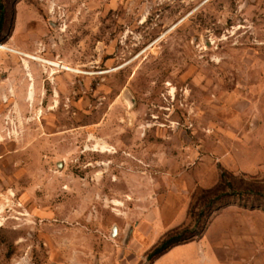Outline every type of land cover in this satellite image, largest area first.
Returning a JSON list of instances; mask_svg holds the SVG:
<instances>
[{"label": "rangeland", "instance_id": "rangeland-1", "mask_svg": "<svg viewBox=\"0 0 264 264\" xmlns=\"http://www.w3.org/2000/svg\"><path fill=\"white\" fill-rule=\"evenodd\" d=\"M2 10L0 264H264V0Z\"/></svg>", "mask_w": 264, "mask_h": 264}, {"label": "trees", "instance_id": "trees-1", "mask_svg": "<svg viewBox=\"0 0 264 264\" xmlns=\"http://www.w3.org/2000/svg\"><path fill=\"white\" fill-rule=\"evenodd\" d=\"M7 17L5 10H2L0 15V37L5 31ZM241 195L239 192H234L233 195ZM222 196H205L197 200L189 210V216L197 218V222L193 229L174 230L167 233L163 239L156 245L148 254V264H155L159 259L164 257L176 247L184 246L192 243L197 238H201L208 224L207 219L211 215L214 207L222 201ZM255 207V205H253ZM200 209V210H199ZM199 210V213H198ZM205 221V222H204Z\"/></svg>", "mask_w": 264, "mask_h": 264}, {"label": "bare ground", "instance_id": "bare-ground-1", "mask_svg": "<svg viewBox=\"0 0 264 264\" xmlns=\"http://www.w3.org/2000/svg\"><path fill=\"white\" fill-rule=\"evenodd\" d=\"M0 49H1L2 51H8V52H11V53H14V54H17V55L23 56V57H25V58H27V59H31V60H34V61H37V62H41V63H43V64H47V65H51V66H57V65H54V64H52V63L46 62V61H44V60H42V59L32 57L31 55L26 54V53H23V52H21V51H19V50L10 49L9 47H6V46H4V45H1V46H0ZM30 96L32 97V94H31Z\"/></svg>", "mask_w": 264, "mask_h": 264}, {"label": "water", "instance_id": "water-1", "mask_svg": "<svg viewBox=\"0 0 264 264\" xmlns=\"http://www.w3.org/2000/svg\"><path fill=\"white\" fill-rule=\"evenodd\" d=\"M117 235H118V228L115 227V228L113 229L112 236H113V237H116ZM129 237H130V236L128 235L126 240H128Z\"/></svg>", "mask_w": 264, "mask_h": 264}]
</instances>
